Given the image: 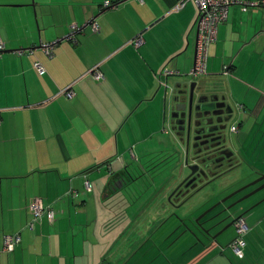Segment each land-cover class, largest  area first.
I'll return each instance as SVG.
<instances>
[{"label": "crops", "instance_id": "0c3cea01", "mask_svg": "<svg viewBox=\"0 0 264 264\" xmlns=\"http://www.w3.org/2000/svg\"><path fill=\"white\" fill-rule=\"evenodd\" d=\"M104 1L0 0V246L4 234L19 235L12 251L0 252V264H234L233 231L221 235L223 227L204 245L181 234V222L189 225L214 196L184 209V202L168 203L186 174L179 160L180 169L139 192L141 175L122 178L128 159L140 161L155 133H170L168 97L174 85L189 81H204L240 103L247 125L237 126L235 143L242 146L253 129L256 145L264 146V8L229 5L207 46L204 72L192 78V3L173 10L176 0H122L103 8ZM94 15L97 31L87 23ZM72 24L75 44L66 39ZM136 36L138 44L128 42ZM45 43H53L50 56L40 48ZM94 65L99 81L82 75ZM163 68L171 73L161 75ZM67 85L70 98L59 93ZM231 150L230 171L244 162L246 176L264 175L263 148ZM33 198L48 204L53 218L41 217L27 230ZM235 217L211 233L226 223L233 229Z\"/></svg>", "mask_w": 264, "mask_h": 264}, {"label": "rangeland", "instance_id": "374dc122", "mask_svg": "<svg viewBox=\"0 0 264 264\" xmlns=\"http://www.w3.org/2000/svg\"><path fill=\"white\" fill-rule=\"evenodd\" d=\"M106 18L109 22H112V19L115 20V15L111 17L107 16ZM119 36L120 33H117L116 39ZM63 41H66V39H63ZM110 41L113 40L110 39ZM228 101L233 108V114L228 123L234 122L237 126L241 125L240 127L242 128V130H244V127L247 124H245L246 122L243 119L246 115H243L244 109L241 108L242 105L238 102L235 103L231 100ZM242 120L244 121L242 122ZM163 128L167 127L163 125ZM169 129L171 134L168 133V135H164L158 132L155 133V136H153L149 141L146 142V145L143 147V149L147 154L144 155V157H140V161L136 162L137 160H135L134 162L133 159L130 158L127 161L130 167L128 169L129 174H132L133 172L134 175H141L138 179V182L140 181L138 183L140 187H138V192L139 189L142 190L146 187H152L154 185V182H157V184H159L161 181L165 180L168 175L176 172L175 169H180V164L177 162V160L180 161L183 169L187 173V170L184 168L185 146L179 141L178 137L171 130L170 125ZM257 139V134L252 129L251 134L246 138L243 145L241 146L238 142L235 143L233 132L227 133V140L229 141L230 146L233 149H239V151L246 152L247 154L253 152L254 150L256 153H259L262 148L264 150L263 144L259 143V145H256L257 142H259V140ZM126 157L128 158L129 154L128 156L126 155ZM111 161L113 160H110L109 162ZM106 166L107 165L104 164L103 166H101V169L106 170ZM245 167L246 166L243 162V164H240V166H238L235 170L230 171L226 168L221 173L214 175L213 179L192 192V194H190L189 197L183 201L186 204H182L181 208H189L191 205L197 203L204 197L211 198L214 196L211 200L214 202L206 206L203 210L195 215V217L199 216L214 203L225 198L236 189L244 186L245 184L256 178L251 177L252 175L246 176L245 174H247L248 171ZM138 185H135L134 187L137 188ZM249 188L250 186L236 194H233L225 201L214 206L205 215V217L212 216L222 208L235 202V204H233L229 208L230 217L239 215L241 217H244V222L247 227L246 232L243 234V240L245 241V247L244 249H242L244 257L237 258L233 255V253H231V250H228V254L230 253V257H232L234 264H264V187L247 195L249 193V191H247ZM219 191H221V195L217 196L220 194H217ZM241 197L243 198L240 199ZM238 199L240 200L236 203ZM248 213L249 216L246 217ZM227 224L228 223H226L224 226H221L220 229H223V227H225ZM232 231L234 233V230L231 226H226L220 234L228 236Z\"/></svg>", "mask_w": 264, "mask_h": 264}, {"label": "water", "instance_id": "95a60500", "mask_svg": "<svg viewBox=\"0 0 264 264\" xmlns=\"http://www.w3.org/2000/svg\"><path fill=\"white\" fill-rule=\"evenodd\" d=\"M122 0H118L116 3L111 4L109 6L115 5ZM102 12V11H101ZM97 15H94L90 21H93ZM86 23V24H87ZM85 24V25H86ZM83 25V26H85ZM208 89V90H207ZM168 119L169 124L171 126V130L178 137L179 141L185 146L184 153V168L187 170V173L184 177L179 181V183L172 189L167 197L168 203L173 207H179L183 201L195 190H197L200 186L206 184L208 182L207 178H210L217 174L216 172L205 173L199 167V164L204 160L198 159L195 160L197 156H190V154L197 155L200 152V149L197 152L188 151V136L186 127L189 126V120H192V126H204L208 122L204 121L203 118L206 116H215L217 113H225L228 114L227 118L224 120H230V116L233 113V108L229 101L223 94H220L218 91H214L212 87L206 82L189 81L184 83L183 85H174L171 89L170 95L168 97ZM219 108L218 112H215V109ZM197 120V123L195 122ZM215 120V119H214ZM175 121V122H174ZM217 120H215L216 122ZM174 125H179V127H175ZM177 128V129H176ZM203 131V128H201ZM179 131V133L177 132ZM212 130L211 128L205 129V131ZM221 141H229L227 140V136L224 134ZM230 145V143H229ZM203 149V148H202ZM233 155L232 150L228 149L227 153H224L220 159H215L213 162H218L223 158H229ZM212 156H208L210 159ZM125 175L122 178V181H130L133 180V177L128 172L124 173ZM264 179V175H259L257 178L253 179L249 183L244 186L236 189L225 198L219 200L210 206L206 211L201 213L199 216L190 219V224H186L181 222V226L183 229L181 230V234H186L192 237L195 242H198L201 245H204L203 241L207 242H215V237L217 234L221 232L219 231L215 233H211L212 229H214L219 223L223 220L230 217L229 208L235 204V202L231 205H228L212 216L205 217L206 213H208L214 206L219 203L225 201L227 198L240 192L241 190L261 181ZM264 187V182L258 185L255 189L250 191L247 195L257 191L258 189ZM241 197L240 199H242ZM238 199L236 203L240 200ZM205 217V218H204ZM227 224L226 226H229ZM225 226V227H226ZM224 227V228H225ZM204 239V240H202Z\"/></svg>", "mask_w": 264, "mask_h": 264}, {"label": "built area", "instance_id": "2783aa9c", "mask_svg": "<svg viewBox=\"0 0 264 264\" xmlns=\"http://www.w3.org/2000/svg\"><path fill=\"white\" fill-rule=\"evenodd\" d=\"M192 3L196 9V14L194 17V24L196 26V46L194 52L193 65L188 71V75L192 78H196L204 72L205 58L207 46L210 42L215 39L216 26L225 19L226 8L229 5H238L241 10H245V6H259L264 8V0H255L252 2H242L240 0H176L172 9L179 10L186 3ZM108 1L105 0L103 5H107ZM92 31H97V25L95 22L90 23ZM70 33L66 38L72 43H76L74 32L76 29L75 25L70 26ZM132 43L138 44L140 37L136 36L131 40ZM53 43L40 44L42 52L46 56L51 55ZM4 50V45L0 41V53ZM24 51L31 52V49H16L14 52L17 55H21ZM33 68L38 74L43 73V67L37 61H33ZM224 73L227 71L226 66H223ZM171 73V71L163 68L161 75H166ZM86 74L90 75L93 80L99 81L103 78L101 72L97 69L96 65L92 66L86 71ZM60 94H63L65 97L70 98L73 95L70 85L62 88L59 91ZM237 108V106H236ZM237 125L234 122H230L228 125V132L236 131ZM83 187L85 191H89V184L87 181L83 182ZM28 211L30 217L25 223L24 228L27 230H32L34 224L40 220L41 217H45L48 221H51L53 218V211L51 207L43 205L39 200L33 198L28 203ZM232 226L234 229V238L230 241L229 246L232 250V253L237 257L241 258L243 256V234L246 232V226L242 217L238 216L232 220ZM19 241V235L15 233H7L2 236V242L0 246V252H10L13 250L14 246Z\"/></svg>", "mask_w": 264, "mask_h": 264}, {"label": "flooded vegetation", "instance_id": "af4514ba", "mask_svg": "<svg viewBox=\"0 0 264 264\" xmlns=\"http://www.w3.org/2000/svg\"><path fill=\"white\" fill-rule=\"evenodd\" d=\"M219 110V108H216L215 112H218ZM227 115L228 114L225 113H217L215 116H206L203 120L208 123L204 126H192L194 121L192 122V120H189V126L186 127L188 136V151L197 152L200 149V152L197 155L190 154V156H197L195 160L204 158V160L199 164V167L205 173L211 174L212 172H216L219 174L226 168L229 169L232 166L233 155L229 158H223L218 162H213L215 159H220L224 153H227L228 149L231 150V146L227 141H221L223 135L225 134L227 136L228 133L229 120H224L225 117L227 118ZM214 119L217 121L215 122ZM195 122L197 123V120H195ZM174 126L179 127V125ZM206 127L211 128L212 130L205 131ZM201 128H203V131ZM177 132L179 133L178 130ZM208 156L212 157L208 159ZM213 177L214 176L207 178L208 181L213 179ZM263 182L264 180H261L251 185L247 191L250 192Z\"/></svg>", "mask_w": 264, "mask_h": 264}, {"label": "trees", "instance_id": "16d2710c", "mask_svg": "<svg viewBox=\"0 0 264 264\" xmlns=\"http://www.w3.org/2000/svg\"><path fill=\"white\" fill-rule=\"evenodd\" d=\"M118 0H108V4L107 5H103L104 7L103 8H105V7H109V5H111V4H114V3H116ZM102 10V9H101ZM91 22H94V21H91ZM91 22H89L88 23V25L90 26V23ZM91 28V27H90ZM67 39V38H66ZM132 40V39H131ZM130 40V42L132 43V41ZM33 63V62H32ZM33 67V66H32ZM97 67V66H96ZM98 69V68H97ZM82 75H88V74H86V71L82 74ZM89 77H91L90 75H88ZM92 78V77H91ZM44 217V216H43ZM238 217V216H237ZM241 217V216H240ZM229 248H230V246H229ZM230 250H231V248H230ZM231 252H232V250H231ZM234 255V254H233ZM235 256V255H234Z\"/></svg>", "mask_w": 264, "mask_h": 264}]
</instances>
